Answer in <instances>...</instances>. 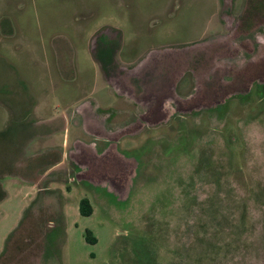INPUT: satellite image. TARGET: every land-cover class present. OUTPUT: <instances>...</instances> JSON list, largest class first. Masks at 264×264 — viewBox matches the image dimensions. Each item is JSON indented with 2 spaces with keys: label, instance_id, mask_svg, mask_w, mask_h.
<instances>
[{
  "label": "rangeland",
  "instance_id": "1",
  "mask_svg": "<svg viewBox=\"0 0 264 264\" xmlns=\"http://www.w3.org/2000/svg\"><path fill=\"white\" fill-rule=\"evenodd\" d=\"M0 185V264H264V0H0Z\"/></svg>",
  "mask_w": 264,
  "mask_h": 264
},
{
  "label": "trees",
  "instance_id": "2",
  "mask_svg": "<svg viewBox=\"0 0 264 264\" xmlns=\"http://www.w3.org/2000/svg\"><path fill=\"white\" fill-rule=\"evenodd\" d=\"M103 68L105 69L106 73L109 71L108 66L105 65V63L102 62ZM1 186V185H0ZM1 190V187H0ZM4 198V193L0 191V201ZM80 212L83 216H90L93 213L92 206L89 202V200L84 199L81 201L80 204ZM87 240L91 243H96V238L92 237V233L90 231H87Z\"/></svg>",
  "mask_w": 264,
  "mask_h": 264
}]
</instances>
